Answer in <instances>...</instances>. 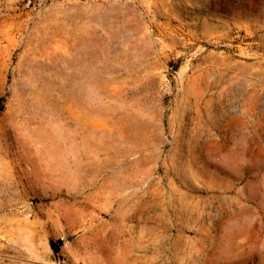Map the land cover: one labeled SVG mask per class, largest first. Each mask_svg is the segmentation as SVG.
Segmentation results:
<instances>
[{"label": "rangeland", "instance_id": "rangeland-1", "mask_svg": "<svg viewBox=\"0 0 264 264\" xmlns=\"http://www.w3.org/2000/svg\"><path fill=\"white\" fill-rule=\"evenodd\" d=\"M0 264H264V0H0Z\"/></svg>", "mask_w": 264, "mask_h": 264}, {"label": "bare ground", "instance_id": "bare-ground-1", "mask_svg": "<svg viewBox=\"0 0 264 264\" xmlns=\"http://www.w3.org/2000/svg\"><path fill=\"white\" fill-rule=\"evenodd\" d=\"M89 58V57H88ZM87 59V58H86ZM91 59V58H90ZM83 60V59H82Z\"/></svg>", "mask_w": 264, "mask_h": 264}]
</instances>
